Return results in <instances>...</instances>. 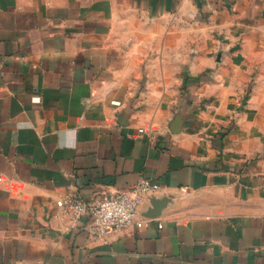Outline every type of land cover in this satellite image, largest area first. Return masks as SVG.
<instances>
[{
    "label": "crops",
    "instance_id": "crops-1",
    "mask_svg": "<svg viewBox=\"0 0 264 264\" xmlns=\"http://www.w3.org/2000/svg\"><path fill=\"white\" fill-rule=\"evenodd\" d=\"M0 179V264H264V0H0Z\"/></svg>",
    "mask_w": 264,
    "mask_h": 264
},
{
    "label": "built area",
    "instance_id": "built-area-1",
    "mask_svg": "<svg viewBox=\"0 0 264 264\" xmlns=\"http://www.w3.org/2000/svg\"><path fill=\"white\" fill-rule=\"evenodd\" d=\"M139 131L143 132L142 129ZM159 189L158 183L142 179L129 190L113 196L83 202L74 195H67L57 200L56 206L61 213L70 214L73 226L87 216L91 235L100 238L133 226L141 228L143 223L137 216L138 207L146 194Z\"/></svg>",
    "mask_w": 264,
    "mask_h": 264
},
{
    "label": "rangeland",
    "instance_id": "rangeland-1",
    "mask_svg": "<svg viewBox=\"0 0 264 264\" xmlns=\"http://www.w3.org/2000/svg\"><path fill=\"white\" fill-rule=\"evenodd\" d=\"M248 96V94H245V97H247Z\"/></svg>",
    "mask_w": 264,
    "mask_h": 264
}]
</instances>
